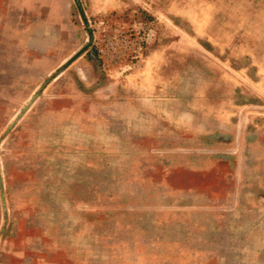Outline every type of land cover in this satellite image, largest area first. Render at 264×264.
I'll list each match as a JSON object with an SVG mask.
<instances>
[{
	"label": "rangeland",
	"instance_id": "rangeland-1",
	"mask_svg": "<svg viewBox=\"0 0 264 264\" xmlns=\"http://www.w3.org/2000/svg\"><path fill=\"white\" fill-rule=\"evenodd\" d=\"M0 264H264V0H0Z\"/></svg>",
	"mask_w": 264,
	"mask_h": 264
}]
</instances>
